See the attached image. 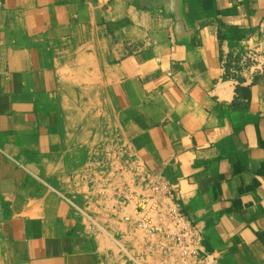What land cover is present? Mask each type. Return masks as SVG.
Segmentation results:
<instances>
[{
  "label": "crops",
  "instance_id": "obj_1",
  "mask_svg": "<svg viewBox=\"0 0 264 264\" xmlns=\"http://www.w3.org/2000/svg\"><path fill=\"white\" fill-rule=\"evenodd\" d=\"M0 264H264V0H0Z\"/></svg>",
  "mask_w": 264,
  "mask_h": 264
},
{
  "label": "built area",
  "instance_id": "obj_2",
  "mask_svg": "<svg viewBox=\"0 0 264 264\" xmlns=\"http://www.w3.org/2000/svg\"><path fill=\"white\" fill-rule=\"evenodd\" d=\"M136 203V212L143 219L151 221L154 213L159 207V202L152 196L133 197ZM171 217L176 228L175 240L178 244L186 246L188 249H194V242L191 237L195 230V226L180 207H174L171 210Z\"/></svg>",
  "mask_w": 264,
  "mask_h": 264
}]
</instances>
